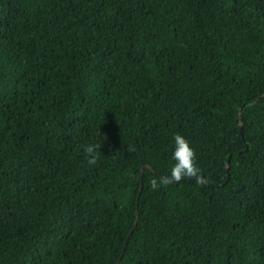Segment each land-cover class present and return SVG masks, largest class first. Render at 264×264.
<instances>
[{"label":"trees","instance_id":"1","mask_svg":"<svg viewBox=\"0 0 264 264\" xmlns=\"http://www.w3.org/2000/svg\"><path fill=\"white\" fill-rule=\"evenodd\" d=\"M0 264H264V0H0Z\"/></svg>","mask_w":264,"mask_h":264},{"label":"clouds","instance_id":"2","mask_svg":"<svg viewBox=\"0 0 264 264\" xmlns=\"http://www.w3.org/2000/svg\"><path fill=\"white\" fill-rule=\"evenodd\" d=\"M99 146H87L84 152L87 153L86 161L88 165H96L100 151ZM171 159L173 161L169 175L161 177L159 181H150L153 190L172 181H179L182 178L196 177L199 179V169L195 164V152L184 135L174 133L172 136Z\"/></svg>","mask_w":264,"mask_h":264},{"label":"water","instance_id":"3","mask_svg":"<svg viewBox=\"0 0 264 264\" xmlns=\"http://www.w3.org/2000/svg\"><path fill=\"white\" fill-rule=\"evenodd\" d=\"M136 215H137V213H136ZM135 221H136V218H135V220H134L133 224L135 223ZM129 234H130V232L128 233V235H127V237H126V240L128 239V237H129ZM123 247H124V246H123Z\"/></svg>","mask_w":264,"mask_h":264}]
</instances>
